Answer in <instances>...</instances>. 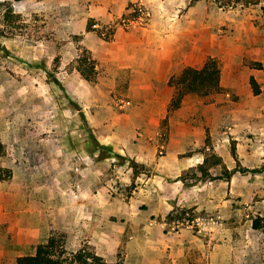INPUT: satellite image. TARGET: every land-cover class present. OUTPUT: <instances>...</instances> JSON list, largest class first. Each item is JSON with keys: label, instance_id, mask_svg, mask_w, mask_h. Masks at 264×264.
<instances>
[{"label": "rangeland", "instance_id": "1", "mask_svg": "<svg viewBox=\"0 0 264 264\" xmlns=\"http://www.w3.org/2000/svg\"><path fill=\"white\" fill-rule=\"evenodd\" d=\"M232 1L159 0L154 6L159 12L153 22L166 25L169 42L184 47L176 73L207 58L219 62L216 99L186 94L182 124L166 117L132 128V116L121 108L130 98H117L123 113L98 129L81 120L51 81L63 55L81 53L61 31L57 8L0 0V140L10 147L11 158L3 163L12 171L0 186V217L6 219L0 235L11 241L20 222L29 235L32 222L38 244L54 235L67 250L87 246L107 262L207 264L206 251L193 242L181 253L185 231L190 240H212V264H264V84L263 94L254 95L250 72L243 70H259L264 58V1ZM136 6L149 17L135 25L151 23L149 8L137 3L123 17ZM240 126L238 137L231 128ZM164 173H180L183 187L194 185L192 194L211 207L153 210L160 178L174 182ZM255 218L259 229H252Z\"/></svg>", "mask_w": 264, "mask_h": 264}, {"label": "crops", "instance_id": "2", "mask_svg": "<svg viewBox=\"0 0 264 264\" xmlns=\"http://www.w3.org/2000/svg\"><path fill=\"white\" fill-rule=\"evenodd\" d=\"M36 1L37 6L43 9L48 10L54 6L57 8L54 14H58V18L62 19L61 31L69 39L70 37L75 39V44L80 50L82 48L88 50L95 61L96 74L93 81L83 79L77 72L76 59L79 57L77 52H73L71 57L63 55L59 71L56 74L64 93L78 106L89 126L99 129L113 123L116 116L123 113L116 108L114 100L121 97L130 98V105H123L121 108H126L125 114L132 116L134 121L132 128L150 126L152 122L159 123L166 117L170 124L175 122L182 124L181 117L185 100L181 102L180 109L169 111L167 105L174 97L175 89L168 86L167 82L184 62V47L181 44L178 45L176 40L169 42L166 25L153 22V17H157L159 12L154 9V6L159 5V0ZM133 3L141 4L145 9L149 8V12L152 13V22L146 26L135 25L125 29L120 26L117 20L128 11L129 5ZM145 12L149 17V13ZM263 38L260 35L259 46L261 48L259 50L264 55V46L261 44ZM259 62L262 63L259 65V70L248 66H243V70L247 73L250 72L249 79L252 77L258 84L260 97L263 94L261 86L264 84V58ZM69 65L71 66L67 68ZM258 74L259 80L256 78ZM212 98L216 99L214 96ZM214 106V103L205 106L202 114L206 116V113L211 111ZM172 113L173 115H171ZM206 122H209L208 118ZM243 128L240 126L231 129L239 132ZM240 135L242 134L239 132L237 136L241 137ZM202 139L203 132L199 135V143L202 142ZM164 174L167 176L166 178H170L174 182L165 181L163 177L160 178L159 192L155 190L156 198H153V200L157 199L159 204L156 207L151 206L153 210L163 211L165 209L167 211L173 205L192 207L197 210L207 209L208 205L211 207L212 203H203L195 193L192 194L194 185L183 187L178 180L180 173ZM6 181L0 182V186ZM165 191L168 192L165 193ZM5 223L6 219L0 217V225ZM19 226L18 233L11 241H9L8 234L0 235V264H16L17 257L34 253V251L24 252L26 245L38 244L34 235V223L31 222L30 234L26 236L23 233L22 222ZM180 241L182 246L178 248L182 254L192 248L191 246L187 247L185 243L193 242L203 254L206 251L207 257L210 259L207 264H212L211 259L215 255V245L211 246L212 240L203 242L196 237L190 240L188 234L182 231ZM171 248L166 250L170 251Z\"/></svg>", "mask_w": 264, "mask_h": 264}, {"label": "trees", "instance_id": "3", "mask_svg": "<svg viewBox=\"0 0 264 264\" xmlns=\"http://www.w3.org/2000/svg\"><path fill=\"white\" fill-rule=\"evenodd\" d=\"M232 0H215L229 6ZM264 0H233L232 3L238 2L241 5L251 3L257 4ZM45 68V64L42 66ZM76 70L80 76L87 80L93 81L95 77V61L91 53L82 48L79 57L76 59ZM221 67L219 62L213 58H207L199 67H185L179 73L172 75L167 85L175 89V95L169 101L167 108L169 111L175 110L180 106L182 98L186 94H196L201 96H209L217 94L221 90ZM52 83L63 91L60 82L56 77H52ZM249 83L254 95L260 93V88L255 80L250 77ZM64 92V91H63ZM63 98L69 102V106H73L78 111L79 117L85 122L84 116L78 106L63 93ZM60 99V98H59ZM11 158V150L9 145L0 141V182L9 180L12 176L11 168L3 161ZM259 219L252 220V229H259ZM16 264H119L103 260L90 247H79L74 250H67L62 239L51 235L44 243H40L35 247L34 253L16 258Z\"/></svg>", "mask_w": 264, "mask_h": 264}, {"label": "built area", "instance_id": "4", "mask_svg": "<svg viewBox=\"0 0 264 264\" xmlns=\"http://www.w3.org/2000/svg\"><path fill=\"white\" fill-rule=\"evenodd\" d=\"M130 17L121 16L119 20V24L121 27L128 29L133 27V25L137 23H142L143 20L147 18V14L140 6H136L130 10ZM132 15V16H131ZM134 15V16H133Z\"/></svg>", "mask_w": 264, "mask_h": 264}]
</instances>
